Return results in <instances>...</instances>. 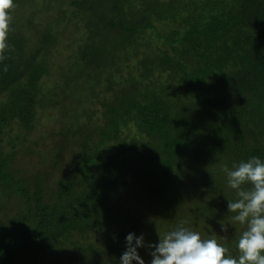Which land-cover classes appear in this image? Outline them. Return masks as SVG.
<instances>
[{
	"label": "trees",
	"instance_id": "1",
	"mask_svg": "<svg viewBox=\"0 0 264 264\" xmlns=\"http://www.w3.org/2000/svg\"><path fill=\"white\" fill-rule=\"evenodd\" d=\"M13 2L0 264H119L180 222L236 255L222 168L264 159V0Z\"/></svg>",
	"mask_w": 264,
	"mask_h": 264
},
{
	"label": "clouds",
	"instance_id": "2",
	"mask_svg": "<svg viewBox=\"0 0 264 264\" xmlns=\"http://www.w3.org/2000/svg\"><path fill=\"white\" fill-rule=\"evenodd\" d=\"M14 7L13 0H0V61L11 48L6 38ZM222 170L227 187L236 197L226 200V209L233 213L232 221L244 226L234 244L236 255L215 236L203 238L180 222L158 236L155 243H145L143 233H126L119 264H145L137 251L141 247L150 250L148 264H264V159L250 156ZM219 226L224 232L226 225Z\"/></svg>",
	"mask_w": 264,
	"mask_h": 264
}]
</instances>
